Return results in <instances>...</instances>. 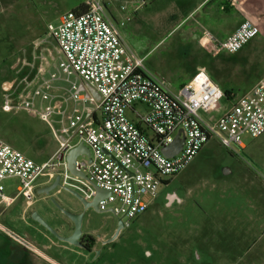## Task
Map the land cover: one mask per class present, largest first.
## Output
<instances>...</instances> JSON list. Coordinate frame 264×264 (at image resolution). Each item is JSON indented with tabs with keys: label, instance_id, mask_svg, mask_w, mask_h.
Masks as SVG:
<instances>
[{
	"label": "rangeland",
	"instance_id": "1",
	"mask_svg": "<svg viewBox=\"0 0 264 264\" xmlns=\"http://www.w3.org/2000/svg\"><path fill=\"white\" fill-rule=\"evenodd\" d=\"M84 1L0 0V139L36 162L50 156L56 141L53 128L61 127L63 119L67 122L73 110L78 107L80 111L81 106L72 100L64 102L70 104V110L63 116L56 115L61 108L56 109L49 122L27 109L6 108L3 82L11 80L18 90L30 91L31 85L27 87L23 79L27 76V81L33 83L37 76L41 61L35 45L45 38L55 54L58 47L48 25H57L65 12ZM255 1L243 13L257 20L260 33L236 53L211 49L200 38L187 37L189 23L202 15L197 9L186 18L190 1L147 0L135 12L140 0H121L119 15L133 17L127 26L128 43L170 89L179 91L203 67L223 89L240 96L264 78V0ZM56 63L59 65L60 55ZM57 67L52 75H58L63 86L77 80L75 72ZM38 83H42L41 78ZM55 85L59 87L53 82L51 88ZM41 96L42 92L35 96L37 106L41 105ZM220 102L219 110L203 115L217 118L232 104L227 96ZM136 107L146 110L143 103ZM127 113L134 118L129 110ZM242 141L244 149L235 146L230 150L218 139H211L184 170L161 175L164 183L159 197L147 212L133 220L122 237L141 239L144 249L153 245L158 252L168 254L172 264H264V134L253 137L244 133ZM46 178L42 175L37 181ZM2 184L7 194L14 195L21 182L11 177ZM58 196H54L57 205L48 201L51 216L57 220L64 213L61 208L69 210ZM144 199L149 201L150 197L144 195ZM114 205L119 207L118 202ZM4 207L0 204V210ZM100 218L110 226L116 220L112 212L100 213ZM10 219L15 227L6 221L3 224L21 233H33L15 215ZM10 241L0 228V264H11L6 261Z\"/></svg>",
	"mask_w": 264,
	"mask_h": 264
},
{
	"label": "built area",
	"instance_id": "2",
	"mask_svg": "<svg viewBox=\"0 0 264 264\" xmlns=\"http://www.w3.org/2000/svg\"><path fill=\"white\" fill-rule=\"evenodd\" d=\"M111 1L86 0L85 11H67L57 25L50 23L48 32L58 47L55 54L45 38L35 45L41 61L35 80H42L41 99L46 104L37 106L31 90L20 91L13 85L5 89L6 108L27 109L51 122L57 106L53 104L56 96L50 88L57 75L50 79L41 75L53 64L68 73H77L96 88L100 99L72 91L63 96L64 102L72 100L82 109H75L70 115L68 126L61 129L64 136L54 129L58 148L43 163L0 139L1 205L8 206L20 196L30 197L42 175L60 174L62 185L77 190L88 200L97 193L95 185L107 191L99 207L131 222L159 197L164 183L161 175L184 170L211 139H218L230 150L235 146L244 149V133L253 137L264 134V78L243 95L228 97L232 104L219 117H205L203 113L221 108L220 101L226 96L223 88L201 67L179 91L170 89L162 77L147 67L145 57L128 43L121 27L130 16L116 18L109 8ZM146 4L147 0H142L141 5ZM259 33L258 25L244 19L226 38L219 39L206 31L204 39L216 50L236 53ZM23 81L27 87L31 85L27 76ZM137 103L145 104L146 110H139ZM128 110L134 118L129 117ZM60 112L64 116L67 108H61ZM179 131L184 139L181 150L174 156H166L163 148L174 142ZM80 143L90 149V155L83 151L76 160L77 168L86 177L72 173L67 164L68 152ZM11 177L21 182L14 195L7 194L2 184ZM144 195L150 200L146 201ZM117 202L119 207L114 205ZM0 228L15 243L23 247L31 245L18 230L1 222Z\"/></svg>",
	"mask_w": 264,
	"mask_h": 264
},
{
	"label": "flooded vegetation",
	"instance_id": "3",
	"mask_svg": "<svg viewBox=\"0 0 264 264\" xmlns=\"http://www.w3.org/2000/svg\"><path fill=\"white\" fill-rule=\"evenodd\" d=\"M40 188L35 187L30 197H20L27 206L25 225L30 227L33 233L27 231L23 233L31 242L29 247L14 243L13 249L16 254L12 256L11 264H16L17 261L23 264H172L170 256L158 252L153 245L150 249H144L146 245L141 239L122 237L133 221L125 222L114 214L116 220L114 225L110 226L100 218V213L110 211L101 208L100 210L89 208L83 212L81 234L77 243L65 241L50 229L49 232L48 228H44L45 225L33 217L34 211H38L64 237L73 234L76 225L65 213L59 220L51 216L48 205L50 197L46 193H39ZM69 210L82 212V209L75 210L74 206H70ZM120 219L124 226L118 232Z\"/></svg>",
	"mask_w": 264,
	"mask_h": 264
},
{
	"label": "crops",
	"instance_id": "4",
	"mask_svg": "<svg viewBox=\"0 0 264 264\" xmlns=\"http://www.w3.org/2000/svg\"><path fill=\"white\" fill-rule=\"evenodd\" d=\"M184 1H187L186 2L187 4H188V1H190V6L187 10L186 18L188 16H190L192 13H194L197 9H198L197 12L201 11V13H202V15H200V17H197L192 24L189 23V26L186 28V35H187V37H193V38H198V39L200 38L201 42H203L205 44V47L215 49L210 43H208L204 39V34L206 31H210L219 39H224L228 35H230L240 25V23L244 19H250L256 25L259 26L256 19L251 18L250 16H248V14L246 17L245 16L246 12L243 13V11H246L245 9H247L248 7H251L254 4V2L257 3L258 1H255V0H184ZM119 2H121V0H112L111 3L109 4V8L116 18L124 19L125 16L119 15V12L121 11L120 10L121 6H120ZM141 4H142V0H140V4L136 6L135 12H138L137 8L141 7L142 6ZM241 6H242V9L239 8ZM132 18L133 17L130 15V19H132ZM190 20H192V19L191 18L188 19L185 22V24L190 22ZM129 22L130 21L128 20L126 22V24L121 29L122 34L124 35L125 38L127 36V26L129 25ZM199 33H201V34H199ZM50 65L51 66H49L48 69H46L44 71V73H42V75H41V77H44V79H47V78L50 79V76H52V73L56 72V70H55L56 68L53 67V64H50ZM76 75H77V80L73 81L69 86H63L62 83L60 82L61 78L58 75H57V79L54 80V83H58L59 87H56V85H55L54 88L50 89V92L53 91L54 95L56 96V98L53 100V102L56 104L57 109L64 108L67 106L66 107L67 111L70 110V104H68V103H67V105L64 104L63 96L69 95V93L71 91L72 92H78L79 90H81L84 87L85 81L77 73H76ZM38 82H39V80L38 81L35 80L33 83H31V88H32L31 91L35 94V96L38 95L39 93H41L39 91L43 87V83L39 84ZM6 83H8V85H12L11 80H9V81L5 80L3 82L4 89H6L5 88ZM36 84H38V86H36ZM255 84H251V86H249L248 90L251 87H253ZM56 89L58 91L57 93H56ZM59 89H61V90L59 91ZM223 90L224 91L228 90L229 94H231L232 96L235 95L234 92L229 90L228 88L223 89ZM80 94L88 95L87 92H85V91H81ZM46 103H47V101H46ZM41 104H44V101L42 99H41ZM78 106H81V105H78ZM75 109L79 111L78 107ZM81 109H82V106H81ZM55 114L61 115V112L58 110ZM63 126H68V121L66 122L63 119L61 127H59V128L54 127L53 130L55 129L56 131H58L60 136H64L63 132H61V129ZM54 135H55V133H54ZM55 140H56L55 144L52 148V152H51L50 156L48 157V159L53 155V153L58 148V139L56 138V136H55ZM47 160H44L42 162H37V163H43ZM46 177L47 178L45 180L36 181L35 187H43L45 185H48L49 183H51L55 179V177H52L48 174H46ZM58 190H60V189H58ZM56 193H57V195H59L58 197H59V200L61 201V203L69 209L71 205H70L68 199H66L65 195H63L64 194L63 191L62 190L57 191ZM20 197H17L13 201L12 204L8 205V207L4 205L6 208H3V210H0V222L1 223H3L2 221H6L9 224H11L13 227H15L11 223V219H10L11 215H15L19 220H22L25 223L27 206L25 204H23ZM38 210L40 211L41 209H38ZM17 229H19V228H17ZM14 258H16V256H14ZM17 262L19 263V261H17Z\"/></svg>",
	"mask_w": 264,
	"mask_h": 264
},
{
	"label": "water",
	"instance_id": "5",
	"mask_svg": "<svg viewBox=\"0 0 264 264\" xmlns=\"http://www.w3.org/2000/svg\"><path fill=\"white\" fill-rule=\"evenodd\" d=\"M81 91H85L87 92L88 95H93L96 99H100V94L99 92L96 90L95 87H93L92 85H90L87 82H84V87L79 90L77 93L81 92ZM180 132H178L175 140L173 143H171L170 145L166 146L163 148V152L166 156H174L175 154H177L182 146H183V142L184 139L182 137H180ZM85 151V153L87 155H90V149L88 148V146H86L83 143H80L78 145H76L75 147L71 148L70 151L67 154V164L68 167L70 169V171L74 174L86 177V174L79 170L76 166V160L77 157L83 152ZM61 176L60 174H57L55 176V179L52 183L45 185L43 187H41L39 189V193H46V195L49 198V202H51V204H56V201L54 200V196L57 195V191H63V195H65L66 199H68L69 203L71 206H74L75 210H79L82 209V212H73L71 210H66V209H62V211L68 216L70 217L76 225V229L75 232L71 235H68L66 237L61 236L41 215L38 211H34L33 212V217L39 221L40 223H42L43 225H45L48 229H50L54 234H56L58 237L64 239L65 241H68L70 243H77L78 242V237L81 234V223H82V215L83 212L86 211L89 208H93V209H99V201L106 197L108 192L99 188L98 186L95 185L96 187V195L88 200L86 199L80 192H78L77 190L68 187V186H64L62 185V183L60 182ZM60 189V190H57ZM54 190H57L55 193H51ZM57 205V204H56ZM119 230L121 229L122 226H124V222L122 221V219H120L119 221ZM117 232V234H118ZM116 234V235H117Z\"/></svg>",
	"mask_w": 264,
	"mask_h": 264
},
{
	"label": "trees",
	"instance_id": "6",
	"mask_svg": "<svg viewBox=\"0 0 264 264\" xmlns=\"http://www.w3.org/2000/svg\"><path fill=\"white\" fill-rule=\"evenodd\" d=\"M87 9V4H86V0L84 1V2H82L79 6H77L75 9H73V10H75V11H85ZM184 85V84H183ZM225 94H226V96L227 97H230V94H229V91L228 90H226L225 91ZM14 241H10L9 243H8V251H9V253H10V256H7L6 255V261H10L11 260V258H12V256L14 255V254H16V253H14V249H13V245H14V243H13ZM21 252V251H20ZM11 262V261H10Z\"/></svg>",
	"mask_w": 264,
	"mask_h": 264
}]
</instances>
